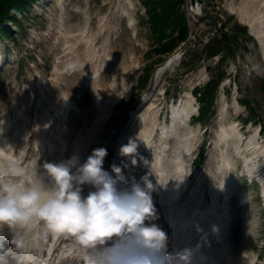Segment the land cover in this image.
<instances>
[{
	"label": "bare ground",
	"instance_id": "obj_1",
	"mask_svg": "<svg viewBox=\"0 0 264 264\" xmlns=\"http://www.w3.org/2000/svg\"><path fill=\"white\" fill-rule=\"evenodd\" d=\"M134 5L133 0L114 1L109 13L99 19L96 31L91 28L90 19L79 33L68 32L61 21L57 23L60 32L55 35L54 43L60 45L61 51L54 62L51 76L44 77L34 67L32 84L25 87L30 93L25 99L28 102H19L14 106L12 117L0 118V177L8 176L19 166L25 169L22 160L27 147L19 156L13 145L18 140L30 144L29 139L34 133L35 156L26 169L30 179H43L40 174L44 173L45 162H60L78 155L83 163L94 149L104 147L108 150L104 162L106 170L111 171L113 165L121 167L129 184L133 179L140 182L146 175L152 181L155 187L152 196L159 215L156 223L166 233L165 227L169 226L167 250L170 255L176 256L187 250L191 253V264H258V256L248 241L252 223L245 226L249 235L235 250L229 241L232 228L230 205L234 192L231 173L242 162L246 175L260 182L264 200V137L259 126H251V132L246 134L237 122H229L230 108L239 111L241 104L237 98L230 104L223 87L214 121L218 128L213 129L215 135L209 146L207 161L198 169L199 174L194 182L191 174L196 170L194 159L203 134L200 128L192 126V117L199 110L192 92L181 96L178 102L167 105L170 119L166 116L168 113L162 119L165 106L152 102L155 91L150 89L144 94L140 109L138 106L131 111L135 119L132 128L120 133V143L107 147L105 124L131 89L129 79L134 68L140 64L139 61L129 63L126 59L118 60L115 57L109 31L111 27H120L123 16L129 17L130 8ZM229 7L231 13L236 14L257 39L261 58L255 55L251 61L260 75H264V0H232ZM53 30L54 27L49 26L44 36L53 35ZM99 36H104L101 44H98ZM183 58L182 50L177 49L158 65L151 86L157 89L166 73L178 66ZM70 71H77L79 83L87 84L94 94L91 119L74 135L62 124L67 120L65 114L68 111L80 110L69 92L62 87ZM204 75L202 71L200 77ZM40 85L48 87L43 89L45 100L62 113L59 123L53 122L49 111L46 114L43 112L45 105L38 102L32 92L33 86L40 89ZM29 109L34 114L28 113ZM13 117L15 120L10 122L18 124V127L13 129L14 134H10L4 126ZM54 127H58L59 132H55ZM129 139L136 140L139 145L136 165L131 163V157L120 155L121 146L127 144ZM141 157L148 161L147 165ZM45 182H48L47 177ZM188 188V195L185 196ZM90 190H93L90 186H83V195L86 196ZM240 198L242 205L249 202L246 194ZM34 223L35 239L29 243L32 227L27 223L13 238L12 246L15 248L11 247L7 259L1 264H13V259L17 257L25 264H53V261L61 264L64 260L65 264H73L72 257L77 251L74 238L53 237L47 232L44 222L37 225L36 220ZM28 246L32 248L34 258L25 254ZM261 263L264 264V260Z\"/></svg>",
	"mask_w": 264,
	"mask_h": 264
},
{
	"label": "rangeland",
	"instance_id": "obj_2",
	"mask_svg": "<svg viewBox=\"0 0 264 264\" xmlns=\"http://www.w3.org/2000/svg\"><path fill=\"white\" fill-rule=\"evenodd\" d=\"M114 1L39 0L27 12H23L26 17H22V20L10 22L7 19L8 33H0V50L6 55L16 54L19 61L26 60V53L30 61L38 65L44 77L51 76L54 61L61 51L60 45L54 43L55 35L60 32L57 29V23L61 21L64 24V30L68 32L79 33L87 19H90L91 28L96 31L99 19L107 14L110 3ZM133 1L135 5L130 8V16H123L120 27L116 29L111 27L109 31L115 57L118 60L126 59L129 63L132 60L139 61L140 64L134 68L129 79L131 89L122 102L116 106L113 116L105 124L107 133L104 137L109 143L108 148L114 143L121 142L119 134L121 129L127 131L132 128L135 119L131 116V111L138 106L140 109L142 95L150 90L151 81L142 85L139 83V78L146 73L147 68H150L149 73L152 79L157 66L169 53L158 50L160 47L156 41L157 38L150 31L149 13L145 11L147 6L142 3V0ZM195 2V0H185L182 4V9L190 16V19H187L189 25L193 27L192 37L191 40L188 38L186 41V45L190 43L181 63L174 70L166 73L155 89L154 102H163L161 103L165 106L161 116L163 119L167 105L173 101L178 102L181 96L193 90L200 105V115L196 113L192 126L200 128L203 134L201 155L196 163L198 168H202L207 161L208 157L205 155L215 135L213 129L218 128L214 121L223 88L230 104L235 98L241 104L239 111H235L233 107L230 108L229 122H237L246 134L251 132V126L253 128L261 126V135L264 137V75H260L251 61L255 55L261 58L260 45L250 33L249 27L242 23L236 14L231 13L229 5L232 0H204L201 5L194 7L192 3L195 4ZM192 8L197 12L196 15ZM38 12H43V15L39 16ZM1 22L3 21H0V30L2 29ZM112 22L114 26L116 18ZM49 26L54 27L53 35L46 37L44 34ZM231 27L235 31L236 41L230 47L220 35ZM103 39L104 36H99L98 44H101ZM208 50L219 52L209 56ZM25 64L24 66L20 62H8L0 67V118H7L15 113L14 106L19 102L15 94L24 83L30 81L31 71L28 64ZM202 71L205 75L200 77ZM66 79V84L62 87L69 92L80 107L79 111L72 109L67 114L66 125L74 135L78 128H83L91 119L94 94L87 84L79 83L77 71L69 73ZM165 90L167 91L166 98L163 97ZM28 113L33 112L29 110ZM33 143L34 139L31 137L30 146L34 145ZM30 146L24 158L25 163L35 153L34 148ZM13 147L16 154L20 156L26 145L18 140ZM231 175L235 192L230 205L232 228L229 241L232 249L235 250L249 235L245 226L252 223L248 241L258 255V264H261L264 260L262 187L257 180L250 181L251 178L243 170L242 162L238 163ZM242 194L248 196L249 202L245 205L240 204Z\"/></svg>",
	"mask_w": 264,
	"mask_h": 264
},
{
	"label": "clouds",
	"instance_id": "obj_3",
	"mask_svg": "<svg viewBox=\"0 0 264 264\" xmlns=\"http://www.w3.org/2000/svg\"><path fill=\"white\" fill-rule=\"evenodd\" d=\"M138 147L129 139L120 155L136 165ZM107 156L108 150L100 147L83 163L78 155L45 162L43 179H29L20 168L0 177V226L43 221L53 237L74 238L73 264H191L187 250L168 253L169 238L156 223L155 187L149 177L129 184L121 167L104 168ZM85 185L93 189L86 196Z\"/></svg>",
	"mask_w": 264,
	"mask_h": 264
},
{
	"label": "trees",
	"instance_id": "obj_4",
	"mask_svg": "<svg viewBox=\"0 0 264 264\" xmlns=\"http://www.w3.org/2000/svg\"><path fill=\"white\" fill-rule=\"evenodd\" d=\"M37 0H0V21L1 31L5 34L8 31L7 19L17 22L24 16L23 12L32 6ZM185 0H144L150 16V27L156 40L160 45L159 51L172 52L178 45L185 41L189 35V24L186 11L182 9ZM177 30V35H174ZM222 40L231 47L236 41V34L231 27L221 33ZM232 49V48H229ZM219 51L208 50V55ZM210 53V54H209ZM150 68L142 76L141 82L145 83L149 78Z\"/></svg>",
	"mask_w": 264,
	"mask_h": 264
}]
</instances>
